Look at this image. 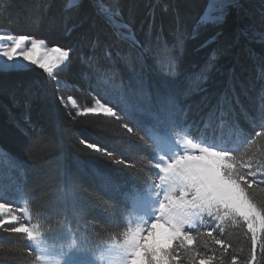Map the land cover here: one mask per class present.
<instances>
[{"label": "trees", "instance_id": "1", "mask_svg": "<svg viewBox=\"0 0 264 264\" xmlns=\"http://www.w3.org/2000/svg\"><path fill=\"white\" fill-rule=\"evenodd\" d=\"M249 1L253 2L240 0L246 11L235 16L232 13L220 35L199 53L192 52L188 46L194 38L199 15L196 14L198 7L191 10L192 0H111L119 12L118 21L130 25L128 37L134 33L137 40L152 44L156 43L157 37H162L169 45L178 38L182 39L186 67L202 66L213 51L216 52L211 72L213 90L222 92L229 87L231 80L241 101L236 109L240 128L249 140H255L254 143H244L242 136L230 138V145L239 146L237 154H243L245 159L261 158L260 153L264 152V138H255V132L260 130L258 121L245 118V114L257 117L264 98V60L261 59L264 56L241 40V30L254 22L260 7ZM43 2L39 0L38 5ZM122 2L129 5L128 11ZM63 3L56 12L59 19L62 15V27L70 24L67 38L72 45L67 48L73 49V63L64 72L65 79L69 85L78 84V88H74L86 98L101 99V102L105 98L111 99L115 94L114 84L120 80H108L89 64L106 69L115 62L122 70L121 77L126 79L129 73L120 57L131 53L128 39L117 36L118 29L102 23L97 15L80 14L67 18ZM21 6L15 7L16 10L8 16L12 22L20 20L19 16L33 13V5ZM224 38H227L225 42ZM3 78L1 76L0 80ZM28 80L39 91V97L29 108L25 104L15 106L0 94V201L25 207L28 223L42 233L40 236L46 243L54 240L76 246L78 248H72L74 255L86 254L81 247L85 245L92 249V255L86 256L94 258L99 250L117 242L125 228L131 194L155 179L157 170L151 168L156 158L151 138L154 121L141 117L140 126H137L114 117L70 113L45 78L32 75ZM1 89H5L3 83ZM8 94L12 99L14 93ZM198 100L199 96L194 95L189 103ZM41 116L46 124L41 125ZM187 121L190 125L188 131L193 136L218 135L211 128L203 127L194 104ZM123 123H128L133 131L128 132ZM82 140L101 146L112 156L87 148ZM118 160L124 163H117ZM250 179L256 180L254 199L258 205H264V176L258 173L257 177ZM217 223H207L200 231L215 227ZM221 227L223 231L217 227L216 234L230 245L229 253L224 257L226 264H231L233 255L237 257V264L248 259L251 234L243 220H225ZM11 239L6 237L8 241ZM3 241L5 237L0 232V264H39L27 239L22 245L18 243L17 248ZM199 250L206 256L215 254L213 264H219L220 252L213 253L205 247L203 238ZM257 262L264 264V253L259 249ZM182 264H190L189 258L182 257Z\"/></svg>", "mask_w": 264, "mask_h": 264}, {"label": "snow or ice", "instance_id": "2", "mask_svg": "<svg viewBox=\"0 0 264 264\" xmlns=\"http://www.w3.org/2000/svg\"><path fill=\"white\" fill-rule=\"evenodd\" d=\"M212 3L216 14L202 16L199 23L224 24L229 7L235 6L237 0H212ZM104 11L109 23L118 28H130L129 24H118L112 19L118 16L115 9ZM261 36L264 38V34ZM128 42L131 53L120 57L128 77H121L122 70L115 62L106 69L89 64L108 80L119 79L120 82L114 84L115 94L111 99L105 98L104 102L96 99L93 106L77 112V115L114 117L137 126L141 117L154 121L151 138L156 158L151 168L157 173L145 188L131 194L128 212L136 222L123 234L119 264H182V257H188L190 264H213L215 254L206 256L199 250L201 238L213 253L220 252L219 264H226L224 257L230 245L216 234V228L222 232L225 220L235 222L237 218L243 220L251 234L250 256L240 264H258V249L264 253V205H258L254 199L256 180L250 178L257 177L258 173L264 176V152L260 153L261 158L245 159L243 154H237L239 146L230 145L233 135L242 136L244 143L255 140H249L240 128L236 109L241 101L231 80L222 92L213 90L211 72L216 52L213 51L202 66L189 68L183 60L182 39L169 45L162 37H157L152 44L137 40L133 33ZM72 54V48L50 47L44 39L0 34V74L40 69L60 87L59 74L71 68ZM194 95H198L199 100L189 103ZM63 99L61 97L62 102ZM67 101L76 105L71 96ZM193 104L203 127L211 128L218 135L196 137L188 131L187 118ZM245 118L258 121L260 130L255 132V138H264V98L257 117L245 114ZM123 127L128 132L133 131L128 123H123ZM81 143L95 152L112 156L97 144L83 140ZM12 212L10 203L0 202V216L9 217L0 220V226L18 220ZM212 221L218 222L215 227L200 231ZM8 231L26 235L34 245L40 240V233L24 224ZM35 259L44 257L36 255ZM231 264H237L235 255L231 257Z\"/></svg>", "mask_w": 264, "mask_h": 264}, {"label": "rangeland", "instance_id": "3", "mask_svg": "<svg viewBox=\"0 0 264 264\" xmlns=\"http://www.w3.org/2000/svg\"><path fill=\"white\" fill-rule=\"evenodd\" d=\"M26 1L28 2V0H0V21H2L0 22V34L29 35L38 39H44L46 41V44L50 47L62 46L67 48V46H71L72 44L67 38L69 32L71 31L70 24L66 23L62 27V15L59 19L60 15L59 13L57 15L56 12L57 9L60 8V4L64 1L63 7L66 8L68 12V15L66 16L67 18L70 19L71 16H78L80 14H84V16L88 14L92 16L97 15L102 23L109 24L111 28H114L115 30L118 29L119 32L117 33V36H120L124 39H128V31L130 29L118 28L116 25L108 22L107 13L104 10L107 9L109 12H111L113 9H115V11H117V8L112 5L111 0L109 1V3L108 0H44V2L40 5H38L39 0H32L30 3L25 4ZM192 1L193 3L191 6V10H193V8L198 7L196 14L199 15L198 22L195 25V29L193 31L194 38L188 42V46L190 45L189 48H191L192 52L195 51L200 53L202 49H205L208 44H211L213 40H215L217 36L220 35L219 32H221V29L223 26H225L226 22L224 24L219 25L214 23H199L202 16L216 14L214 11L215 5L212 3V0ZM253 2L257 3L260 7L257 10V16L255 17V19H253L254 22L252 24H246L247 27L241 30V40L244 39V43L251 46L256 50V52H259L261 55L264 56V38H262L261 36V34H264V0H253ZM253 2H250V4ZM196 4L197 6L195 7ZM21 5L23 7L25 5H33V13L28 14L27 16L18 15L20 17V20H14V22H12L10 17L8 16L13 10H16L15 7H19ZM121 5H123L124 8L128 11L129 5L126 2H122ZM240 5V0H237L235 6L229 7L227 18L232 13H234V16L238 13H244L246 11L245 7ZM49 9L51 10L49 11ZM49 13L52 15L51 18ZM27 18L29 19L27 20ZM112 19L115 20L118 24H121L116 16H113ZM23 30L25 31V33L23 32ZM228 37L229 36H227V38ZM62 38H64L65 40H63ZM227 38H224L223 42H225ZM206 41L208 42L207 45L201 47V45H204ZM217 42L218 41L214 42L213 44ZM3 43H6V41ZM226 53L229 55L228 51H226ZM241 59H243L244 61L243 57H241ZM85 60L87 59L85 58ZM245 61L248 62L247 59H245ZM238 64L239 62H237V65ZM238 72H240V69L238 70ZM32 75H37L38 77L45 78L47 83L52 87L53 91H56L57 97L60 100L61 97L64 98L63 103L65 104L66 109H68L70 113L72 111L77 114L79 109L87 106H93L95 102V100L86 98V96L82 95L81 93H79V91L74 88V86L78 88V84L74 86L72 84L69 85L65 79L64 72L59 74L60 87H57V82L47 78L46 75L42 74V70L40 69H35L33 72L30 73L0 74V77H4L3 80H0V84L3 83L5 87L4 91H2L1 89L0 94L2 96H6L8 100L12 101L15 106L25 104L29 108V106L33 104L35 99L39 97V91H36V87L32 86L31 82L28 80V78ZM20 90H23V92H21ZM11 91L14 93L12 99H10L8 94ZM69 96H71L76 101V105H73L67 101V98ZM41 117L43 120H41L40 122L41 125L44 123L46 124L43 119V116ZM9 203L13 206L12 214L16 215L18 217V220L13 223L3 224L2 226H0V232L5 237V241L3 242H5L6 245H15V248H17L18 243H21L22 245L26 241V235L11 233L10 231H8V229L18 227L21 224H24L33 228V230L35 232L40 233V235L42 233L35 229L31 223H28V212L25 207L21 208L20 204L15 202ZM19 209H23V211H20ZM8 218L9 217L7 215L0 216V220ZM135 222V218L128 214L126 218L125 228L120 232V236L116 240L117 242L105 246V250H99L98 256H95L94 259L88 256L87 258L82 256H86L88 254L92 255V249L90 247L87 248V246L85 245H81V247L83 250H85L86 254L79 253L80 255L71 254L74 251L72 249L70 251L67 250L71 247L67 244L66 245L68 246V248L63 245L52 247L51 245H48L45 242H41L39 240V242L35 245L31 242V246L35 250L37 255H41L44 257V259L40 260V264H119V261L121 259V250L119 245L123 241V234L127 230V227L134 225ZM55 234H57L56 231ZM6 237H11L13 239L8 241L6 240ZM40 239H42L41 236ZM27 255L29 256V254Z\"/></svg>", "mask_w": 264, "mask_h": 264}, {"label": "bare ground", "instance_id": "4", "mask_svg": "<svg viewBox=\"0 0 264 264\" xmlns=\"http://www.w3.org/2000/svg\"><path fill=\"white\" fill-rule=\"evenodd\" d=\"M24 149H25V148H24ZM14 155H15V154H14ZM12 156H13V155H12ZM12 156H11V157H12ZM16 159H17V158H16ZM1 160H2V159H1ZM9 167H10V166H9ZM8 170H9V169H8ZM36 182H37V181H36ZM32 184H33V183H32ZM30 187H31V186H30ZM55 220H56V219H55Z\"/></svg>", "mask_w": 264, "mask_h": 264}]
</instances>
